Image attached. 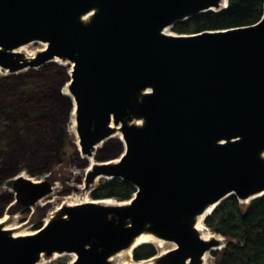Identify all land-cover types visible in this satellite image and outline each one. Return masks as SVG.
Listing matches in <instances>:
<instances>
[{"label":"water","instance_id":"water-1","mask_svg":"<svg viewBox=\"0 0 264 264\" xmlns=\"http://www.w3.org/2000/svg\"><path fill=\"white\" fill-rule=\"evenodd\" d=\"M225 7L226 0H0L1 70L12 75L52 59L70 65L79 152L94 163L85 161L84 192L99 179L135 190L115 205L59 207L25 236L0 227V264L53 254L109 264L141 234L174 248L135 262L200 264L217 242L200 238L195 218L228 197L247 204L264 195V4L250 26L169 32ZM34 42L45 47L32 59L13 53ZM114 133L123 149L95 160L94 147ZM11 190L14 203L30 208L51 186L16 178Z\"/></svg>","mask_w":264,"mask_h":264},{"label":"rangeland","instance_id":"rangeland-1","mask_svg":"<svg viewBox=\"0 0 264 264\" xmlns=\"http://www.w3.org/2000/svg\"><path fill=\"white\" fill-rule=\"evenodd\" d=\"M40 48L38 43L30 44L26 51L33 52ZM7 76L0 73V210L6 216L4 225L11 229V234H31L36 231L34 226L41 227L47 214L64 202L83 198L91 200L88 193L84 192L82 183L85 161L79 158L73 144L75 138L67 131L69 122L65 123L63 112L67 101L57 91V84L64 77L63 71L46 66L32 71H20L11 75L10 79H5ZM107 150L112 153L116 149L107 145L100 154ZM14 173H21L34 181L53 183L56 189L40 199L38 206L11 207L14 201L7 196L6 190L12 192V177H8ZM97 182L88 189L91 190ZM205 229L218 240L217 246L208 251L204 264H218V252L223 248L225 240ZM146 246L153 250L154 255L173 248L169 244ZM133 251L124 260L137 263L132 258ZM61 258H67V264H70L71 257L68 255L47 259L44 264H51Z\"/></svg>","mask_w":264,"mask_h":264},{"label":"trees","instance_id":"trees-1","mask_svg":"<svg viewBox=\"0 0 264 264\" xmlns=\"http://www.w3.org/2000/svg\"><path fill=\"white\" fill-rule=\"evenodd\" d=\"M263 4L264 0H226V7L221 12L216 14L205 13L192 17L185 22L175 24L171 28V32L176 35H191L250 26L261 18ZM46 66L57 67L63 71L64 77L59 80L57 91L59 96L63 95L67 101L63 113H65V123L69 122L71 126L73 105L70 97L63 94V88L67 84V78H69V66L50 63L42 67ZM9 77L11 76H7L5 79H10ZM69 128H67V131L71 133ZM112 142H116V144H112ZM107 145H112L113 149H116L115 152L108 153L107 150L104 154H100V151L106 149ZM75 148L77 152V147L75 146ZM121 149H123L121 141L117 138L110 139L97 150L94 158L99 161L109 159ZM82 160L89 164L87 160ZM83 170L82 177L86 168ZM19 174L14 173L13 176L16 177ZM13 176L8 178H14ZM134 192L135 190L130 184L121 180L99 179L88 193V197L92 201L114 200L115 202H125L132 197ZM6 194L9 195L10 199L13 198V195L8 191H6ZM2 216V210H0V218ZM203 224L210 232L221 236L225 240L223 248L218 252V264H264V195L244 206L239 204L234 197H228L214 207L212 212L204 218ZM34 227L35 230L40 228L39 225ZM153 255V250L144 245L133 251L132 258L134 261H140ZM51 264H67V258L55 260Z\"/></svg>","mask_w":264,"mask_h":264},{"label":"bare ground","instance_id":"bare-ground-1","mask_svg":"<svg viewBox=\"0 0 264 264\" xmlns=\"http://www.w3.org/2000/svg\"><path fill=\"white\" fill-rule=\"evenodd\" d=\"M224 7V2L220 5V8L223 9ZM165 34L168 33L167 30L164 31ZM37 42H34V43H29L27 45H24V46H21L19 48H17L16 50L13 51V53L15 54H19V55H22L25 59L27 60H30L32 59L35 54H37L38 52L42 51L43 48L45 47L44 44L42 43H38L41 48L40 50H34L33 52H27L26 51V48L30 45V44H35ZM50 63H56L58 65H61V66H70L68 63L66 62H61L57 59H52L51 61H48L46 63H44L43 65L41 66H44L46 64H50ZM39 68V67H38ZM28 70H35V69H29V68H26V69H23V71H28ZM20 72V71H19ZM19 72L17 73H14L12 75H16L18 74ZM0 73L3 74V76L5 75H8V73L6 71H3L0 69ZM70 74V69L68 71V75ZM67 86L68 84L65 85V87L63 88V94H65L66 96L70 97L68 92H67ZM73 105V110H72V113H71V126H70V132L74 135V138H75V141H74V144L75 146L77 147V152L79 153V156L81 159H85L89 162V165L92 166L94 163H93V159L91 158H87L86 156H83L82 154H80L79 152V146H78V140H77V137H76V132H75V122H74V104L72 103ZM114 138H117L119 141H121V143L123 144L122 142V139L120 137V135L118 133H114L113 135L107 137L106 139H104L103 141H101L99 144H97L95 147H94V152L96 153L97 150L99 148H101V146L108 140L110 139H114ZM94 157V155H93ZM92 157V158H93ZM261 158L264 160V151L262 152L261 154ZM116 161L112 162V163H115ZM88 172V171H87ZM85 173V172H84ZM16 178H25V179H28L30 180L31 182L35 183L36 181H34L32 178H27L25 177L23 174H19L18 176L14 177L11 179V183L16 179ZM45 180V179H44ZM51 186V191H54L56 189V186L53 185V183L50 184ZM6 191H8L9 193H11L13 195V193L7 189ZM254 198V197H252ZM252 198H249L247 201L245 202H248L250 199ZM69 199V198H68ZM89 201H87V199L83 198V199H73V201L71 202H64L60 207H73V206H76V205H80V204H85V203H88ZM95 204H100V205H115L111 200H102V201H98V202H94ZM13 205L12 206H18L16 203H12ZM34 205H39V202L37 201ZM33 205V206H34ZM213 206H210L208 207L207 209H205L202 214H200L199 216H197L195 218V224H194V230L198 233V235L200 236V238L204 241H209V240H218L216 238H214L213 236H211L209 233H207L206 229L202 226V222L204 220L205 217H207L210 213V211L212 210ZM58 210L59 208H56L54 209L50 214H47L46 218L44 219V223H46L50 218H52L54 215H56V213H58ZM6 216H2L0 218V227L2 230L4 231H9L10 232V228L8 226H5L4 223L6 222ZM11 237H19V236H25V235H28V234H17V233H13V234H10ZM140 244H148V245H154V244H158V245H163V244H169V245H172L170 243H166V242H162L160 240H157V239H154L151 235H148V234H141L139 235L138 237H136L133 241V243L130 245V247H128L127 249L125 250H122L118 253H116L115 255H113L112 257H110L108 259V263L109 264H153V261L154 259H149V260H146V261H142V262H137V263H131V262H128L125 259L126 256H129L131 251L138 245ZM173 246V245H172ZM174 248V246H173ZM208 253V252H207ZM207 253H205L201 260H200V264H204L205 262V257L207 255ZM161 255L163 254V252L160 253ZM61 255H57V254H53L50 259H54L56 257H59ZM71 257V261H73L74 259V255H69ZM46 260L44 256L40 255L38 257V261L35 263V264H44L46 263Z\"/></svg>","mask_w":264,"mask_h":264},{"label":"flooded vegetation","instance_id":"flooded-vegetation-1","mask_svg":"<svg viewBox=\"0 0 264 264\" xmlns=\"http://www.w3.org/2000/svg\"><path fill=\"white\" fill-rule=\"evenodd\" d=\"M40 67H42V66H40ZM32 71V70H31ZM8 76H11V75H8Z\"/></svg>","mask_w":264,"mask_h":264}]
</instances>
